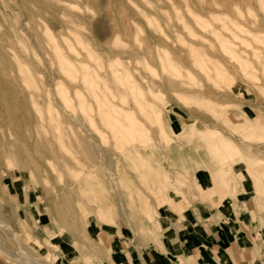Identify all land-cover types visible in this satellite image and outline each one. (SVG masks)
<instances>
[{"label":"rangeland","instance_id":"1","mask_svg":"<svg viewBox=\"0 0 264 264\" xmlns=\"http://www.w3.org/2000/svg\"><path fill=\"white\" fill-rule=\"evenodd\" d=\"M0 32V149L17 144L0 152V246L20 254L17 233L41 260L92 264L161 221L264 207V0H0ZM110 101L141 126L107 122ZM65 104L103 135L105 162Z\"/></svg>","mask_w":264,"mask_h":264},{"label":"crops","instance_id":"2","mask_svg":"<svg viewBox=\"0 0 264 264\" xmlns=\"http://www.w3.org/2000/svg\"><path fill=\"white\" fill-rule=\"evenodd\" d=\"M237 213L239 220L224 212L218 216L216 211L200 209L167 223L161 221L155 233L147 236V243L118 239L111 242L112 253L92 264H264V207L247 199L238 205ZM147 219L140 227L127 226L134 240L146 235L147 225L154 230Z\"/></svg>","mask_w":264,"mask_h":264},{"label":"bare ground","instance_id":"3","mask_svg":"<svg viewBox=\"0 0 264 264\" xmlns=\"http://www.w3.org/2000/svg\"><path fill=\"white\" fill-rule=\"evenodd\" d=\"M52 1V0H51ZM72 17V16H71ZM75 20V19H74ZM67 21H68V18H67ZM1 33V32H0ZM33 34V33H32ZM36 36V35H35ZM42 36V35H41ZM34 39V38H33ZM35 45V44H34ZM1 46V45H0ZM63 46V45H62ZM69 46V45H68ZM54 47V46H53ZM61 48V47H60ZM74 48V47H72ZM3 49V48H2ZM55 50H57L58 48L57 47H54ZM76 49V48H75ZM71 50V49H70ZM77 52V50H75ZM55 53V52H53ZM52 53V54H53ZM58 55V53H55ZM75 55V54H74ZM54 56V54H53ZM66 57H68L67 55H65ZM5 57V56H4ZM78 57V55H77ZM58 60V59H57ZM76 61V60H75ZM10 62V61H8ZM81 64V68L82 67H86L87 68V63L85 62H81V61H77ZM1 63V62H0ZM64 64V63H63ZM77 64V63H76ZM71 65V64H70ZM111 65V63H110ZM13 66V65H12ZM114 66V65H113ZM112 66V67H113ZM64 67V66H63ZM110 67V66H109ZM116 67V66H115ZM16 68L18 70L19 73H21L23 76H27L26 75V66L24 65L23 61H19L17 60L16 61ZM54 68V67H53ZM90 68V66L88 67ZM119 68V67H118ZM74 70V69H73ZM82 71V70H81ZM84 71V70H83ZM6 72V71H5ZM89 73V72H88ZM117 74V73H116ZM11 75V74H10ZM72 75V74H71ZM87 74L85 73L84 71V79L86 80ZM16 76V75H15ZM68 76V75H67ZM73 76V75H72ZM115 78V76H113ZM13 78V77H12ZM126 78V77H124ZM92 79V78H91ZM117 79V77L115 78ZM120 79V78H119ZM122 79V78H121ZM52 80V79H51ZM93 80V79H92ZM102 80V79H101ZM127 80V79H126ZM125 80V81H126ZM129 80V79H128ZM123 81V80H122ZM86 82V81H85ZM87 82H89L87 80ZM94 82V81H93ZM101 82V81H100ZM128 82V81H127ZM54 80L52 82V84L54 85ZM124 83V81H123ZM122 83V84H123ZM129 84V83H127ZM124 86V85H123ZM56 87V86H55ZM86 89H88L89 91H91L87 86H85ZM53 89V87H52ZM51 89V90H52ZM96 89V87H95ZM102 89V88H101ZM42 91V90H41ZM59 93L63 96L62 98H64L65 100H68V92H66L64 89L62 88H59L58 89ZM107 91V90H106ZM132 91V90H131ZM76 93V97L79 98L80 102H79V110L78 111H84L86 110L87 108V102H82V97L85 95L82 91H75ZM112 93V92H111ZM90 94L93 96L92 98H94L97 102H102V97L104 96V92L102 90H93L90 92ZM121 94V93H120ZM133 94V93H132ZM54 95V94H53ZM113 95V94H112ZM58 96V95H57ZM70 96V95H69ZM106 96V95H105ZM127 97V96H126ZM55 99V98H54ZM109 99V97H108ZM107 99V101H108ZM121 99V98H120ZM128 100V99H127ZM35 102H33L34 104ZM125 103H128V102H125ZM37 104V103H35ZM58 104V103H57ZM37 106V105H36ZM60 109H62L63 112H65V114H67L68 116H70L77 124L78 126H81L83 128V130L86 132V137L88 139H90V144L87 146L92 148L95 152V154H98L99 157H100V160L102 161H106V158H105V152H106V149L104 148V137L101 133H99V130L98 131H94L89 122H85L84 120H82L79 115L74 112V111H71L69 110L65 104V106H60V105H57ZM104 106V105H103ZM154 106V105H153ZM151 106V109H153L154 107ZM38 107V106H37ZM36 107V113L39 112V108ZM108 107V110H111L110 114H107V116H104L103 118H106L107 119V122H109L110 124H113L115 125L116 128H119L124 130V129H129V126L130 125H134L135 127L136 126H139L140 125V122L138 121L139 119H137V117L135 118L133 115H128V113H123V110L124 111H128V112H131L133 111V108H130V107H125L119 103H115L113 101H110L109 102V106H106ZM141 107V106H140ZM105 108V107H104ZM145 108V107H144ZM141 109V108H140ZM154 110V109H153ZM77 111V110H76ZM142 111V110H141ZM144 112V111H143ZM158 112V109L155 110V113L157 114ZM91 115V114H90ZM95 115V114H94ZM90 117L88 116V121ZM129 121V123H128ZM94 124V123H93ZM96 124V122H95ZM37 128H38V131H37V134H36V138H34V145H37L39 144L41 141H42V136L40 135V132H41V127H43V125L40 127L38 124L36 125ZM141 126V125H140ZM144 127V126H143ZM4 131V130H3ZM127 139V138H125ZM110 141V140H109ZM130 141V140H129ZM133 141H136V140H133ZM108 142V141H107ZM138 144L139 143H142V140H139V141H136ZM111 143V142H110ZM109 145V144H108ZM133 146V145H132ZM16 149H17V144L13 141H8L4 147H2L0 149V152L1 153H15L16 152ZM136 150L134 151H138L139 150V145L137 148H135ZM119 152V151H118ZM140 152V151H139ZM120 153V152H119ZM141 153V152H140ZM122 154V153H121ZM119 155V154H118ZM131 158V157H130ZM117 166V165H116ZM106 173V172H105ZM109 179V178H108ZM110 179L113 181V183L116 185V190L118 192V200H117V204L118 206H120L121 208L125 209V203H124V194H123V191L122 189L120 188V185H119V179H120V176H118L117 174H111L110 175ZM110 186V185H109ZM98 211H100V207H97L96 208ZM3 229L4 231L6 232V234H8L10 236V232H12L11 230V227L9 226L8 223H4L3 224ZM13 238L17 239L18 241V244H19V247H20V254H15L13 252H10L7 248L6 245H1L0 246V255L5 257L7 260L9 261H19L20 259L24 258V259H27L31 264H55L53 263L52 261H49V260H41V258H39L35 253H32L30 252V250L28 249V245L26 244V242L24 241V239L18 235L17 233H13ZM20 262V261H19ZM27 262V263H29ZM26 263V264H27ZM25 264V263H24Z\"/></svg>","mask_w":264,"mask_h":264}]
</instances>
